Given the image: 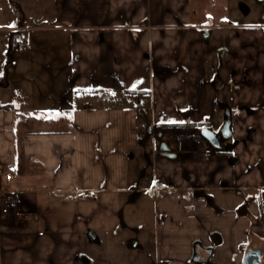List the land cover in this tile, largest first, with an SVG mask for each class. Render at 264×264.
<instances>
[{
	"label": "crops",
	"instance_id": "crops-1",
	"mask_svg": "<svg viewBox=\"0 0 264 264\" xmlns=\"http://www.w3.org/2000/svg\"><path fill=\"white\" fill-rule=\"evenodd\" d=\"M3 19L0 191L30 218L0 215V264H94L83 249L144 217L145 264H245L251 249L264 263V27L230 32L224 73L192 0H52L43 23ZM227 110L232 135L200 157Z\"/></svg>",
	"mask_w": 264,
	"mask_h": 264
},
{
	"label": "rangeland",
	"instance_id": "rangeland-1",
	"mask_svg": "<svg viewBox=\"0 0 264 264\" xmlns=\"http://www.w3.org/2000/svg\"><path fill=\"white\" fill-rule=\"evenodd\" d=\"M193 4L196 17H201L202 24L210 26L207 28V33L213 32L210 42L216 69L221 68L224 73L229 72V61L219 64L217 51L229 49L230 32L239 33L242 36L247 30L258 31L264 27V5H258L255 0H192ZM240 4H245L249 8L248 14L241 11ZM0 8L3 10L0 15L4 18L3 23L8 27L14 25L9 27L12 30L19 25L33 26L34 20H40L43 23L44 19L52 17V0H0ZM12 30L10 34L16 33ZM226 59L230 60L229 57ZM146 198L148 197L144 195L142 204L145 211L151 213L144 203ZM150 219L151 217H144L139 224L127 219L126 230L118 235L103 236L104 245L95 244L92 250L88 251L86 248L82 253H87L94 259V264H132L134 262L145 264L149 260L146 252L136 248L135 245L140 240L142 244L147 241L148 248L154 244V223ZM140 226L141 229H139Z\"/></svg>",
	"mask_w": 264,
	"mask_h": 264
},
{
	"label": "water",
	"instance_id": "water-1",
	"mask_svg": "<svg viewBox=\"0 0 264 264\" xmlns=\"http://www.w3.org/2000/svg\"><path fill=\"white\" fill-rule=\"evenodd\" d=\"M256 3L260 6L264 5V0H255ZM240 9L243 11L244 14L249 13V8L245 4H240ZM231 127H232V119H231V114L227 110V119L224 121L223 126L220 131L217 132H209L206 135L207 140L211 144V146L214 149H221L220 142L218 140L219 134H221V137H227L230 138L232 135L231 132ZM150 134L155 138V140L158 141V154L163 157H172V155H176L174 150L170 147L168 142L163 140V132H160L158 129L150 130ZM88 236L92 241H95L96 235L93 232H89ZM262 250H254L251 249L246 255L245 264H264L261 261V256H262Z\"/></svg>",
	"mask_w": 264,
	"mask_h": 264
},
{
	"label": "built area",
	"instance_id": "built-area-1",
	"mask_svg": "<svg viewBox=\"0 0 264 264\" xmlns=\"http://www.w3.org/2000/svg\"><path fill=\"white\" fill-rule=\"evenodd\" d=\"M26 46V39H23L18 45L19 48H24ZM194 143L200 157L209 159L214 156L216 150L207 141L196 138ZM260 213L264 217V203L260 204ZM0 215L14 217L18 220L30 218L29 210L25 207L23 201L17 195L5 191H0Z\"/></svg>",
	"mask_w": 264,
	"mask_h": 264
},
{
	"label": "snow or ice",
	"instance_id": "snow-or-ice-1",
	"mask_svg": "<svg viewBox=\"0 0 264 264\" xmlns=\"http://www.w3.org/2000/svg\"><path fill=\"white\" fill-rule=\"evenodd\" d=\"M9 27H14V25H9ZM170 123H172V122L170 121Z\"/></svg>",
	"mask_w": 264,
	"mask_h": 264
}]
</instances>
